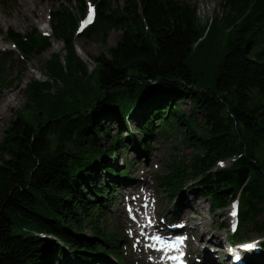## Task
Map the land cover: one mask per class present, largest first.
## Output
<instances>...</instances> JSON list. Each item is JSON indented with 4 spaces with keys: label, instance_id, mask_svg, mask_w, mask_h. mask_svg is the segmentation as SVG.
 <instances>
[{
    "label": "trees",
    "instance_id": "16d2710c",
    "mask_svg": "<svg viewBox=\"0 0 264 264\" xmlns=\"http://www.w3.org/2000/svg\"><path fill=\"white\" fill-rule=\"evenodd\" d=\"M97 1L86 38L106 44L112 30L122 36L94 59L92 72L74 44L85 0H78L80 16L51 12L52 36L7 31L23 56L45 53L52 39L65 43L67 54L46 62L52 83L27 85L29 113L18 112L0 141V264H54L65 251L76 264H91L102 245L122 258L117 236L100 220L114 192L95 176L103 170L121 184L128 170L116 173L108 158L122 146L149 150L159 129L179 132L197 151L188 169L161 178L162 194L175 197L183 181H196L211 212L238 203L230 244H240L251 224L264 232V0H223V16L208 24L191 6L197 0H123L116 9L111 0ZM55 82L62 88L51 95ZM186 101L191 113L180 110ZM105 114L119 128L106 150ZM86 227L93 237H85Z\"/></svg>",
    "mask_w": 264,
    "mask_h": 264
},
{
    "label": "rangeland",
    "instance_id": "374dc122",
    "mask_svg": "<svg viewBox=\"0 0 264 264\" xmlns=\"http://www.w3.org/2000/svg\"><path fill=\"white\" fill-rule=\"evenodd\" d=\"M222 2L223 0H197L192 1L191 6L196 9L201 23L208 24L213 18L223 16ZM85 4L87 6V11L90 7L95 8L96 11L98 9L97 0H85ZM111 5L113 9H116L117 7L124 6V1L111 0ZM60 9H68L77 16H80V5L78 0H71V2L66 0H0V29L2 30V32H0V43L11 45L14 48L6 49L0 46V52L5 54L4 59H0V103L10 96L15 97V106L8 107L4 117L0 114V141L3 139L9 125L18 117V112L21 111L25 115L29 113L28 110H24V106L27 103V85L34 81L52 83V79L46 73V62L50 60L54 54H60L62 57L67 54L65 43L52 39V46L57 44V48L54 49L51 47L43 54L34 53L32 55L23 56L13 43L7 39V31L13 29L25 35L36 29L42 35L52 36L51 12H57ZM90 27L83 33H79L77 27L74 36V44L79 58L87 66L88 70L92 72L96 66L94 59L101 54H108L109 49L113 48L121 38L122 32L120 30H112L105 44L102 42L101 38H96L94 40L86 38L84 34ZM79 47H81L83 53L81 56L78 53ZM61 88L62 84L60 82L53 83L52 89L50 90L51 95L58 94ZM180 110L191 113L193 111V104L190 101L183 102L180 104ZM112 119L111 115H104L102 123L104 134L100 136L101 145L104 150L110 148L111 141L109 136L114 138L115 134L119 131L118 126ZM202 123L203 121L199 120V124ZM130 126L133 128L134 123L132 122ZM162 131L163 129L154 131V137L151 140V147L149 150L139 148V151L136 152L131 147L122 146L120 154L108 158V164L113 167L116 173H122L124 172L123 170L127 168V177L122 179L121 184L113 185L112 182H115L114 179L110 178L103 170L98 171L97 176H95V181L102 185L110 186L114 192L112 197H105L104 203L107 206V210L101 214L100 220H102L105 225L107 224L109 226L107 232L109 230L117 236L116 241H119L117 242V248L122 258H116V255L102 245L100 247V253L96 254L95 257H93L94 260L91 262L97 263L100 258V260H110L113 264H158L157 259L154 257L139 253L141 247H138V242L136 241L139 240V237L133 236L134 240L129 242L130 230L127 231L121 228L124 222H131L133 219H136L134 216L135 210L139 207L131 203V201L123 200L122 194L124 190L122 187L129 182V179L132 177L138 180L144 179L148 182L149 190L142 197L144 201L140 203V207L144 210L148 207H152L154 210L152 211V215L156 217V223L160 224L164 229L165 227L162 223L164 219H167L171 228L175 226L181 227L184 234L188 236L189 249L193 262L196 261L204 245L203 230L205 226H203L201 222L211 224V229L216 230V232L222 235L224 239L223 243L226 240L230 243V236L233 231L228 228L232 225L230 219L233 215L232 210L235 207L234 205L231 204L226 211L218 210L215 213L211 212L210 200L200 194L195 187L196 181L191 180L183 181L182 192L175 197L162 194L161 187L163 185L159 183L161 178L171 173L175 167H180L181 170L188 169L193 156L197 154V151L193 147L187 146L184 143V135L179 132L159 135ZM123 132L125 133L126 131L123 130ZM126 142L128 143V141ZM84 187L86 188V186ZM189 197H195V202L188 208L190 212L188 217L189 221H186L185 227H183L181 223L177 224L176 218L180 217V215L177 216L176 213L182 204H186ZM147 205L149 206L146 207ZM201 205L202 207L200 208ZM180 220H182V218ZM235 220L237 222V219ZM258 220L260 223L264 222V214L261 215ZM144 222H148L149 224V221L141 216L136 223V227L141 226ZM152 223L153 222H151V224ZM221 224L225 225L224 229L220 227ZM256 226L257 225L254 223L243 228L242 234H244V236L242 238L243 240L245 238L249 240L256 239L261 242L260 244L262 245V241H264V232L257 231ZM138 233H140L139 229L137 234ZM85 237H93V231L89 227H86ZM113 238L116 239V237ZM243 240L241 243H244ZM143 249L145 252L147 251L146 247ZM261 251V257L264 259V250L261 249ZM225 254L226 253L223 251L220 252L219 260L224 261L226 259V256H224ZM69 256L71 257V255L65 251L61 257L54 256L53 263L64 264L63 262L66 261L76 264L71 259L72 257L70 258ZM236 256L237 255L231 256L228 263L236 264ZM250 260L248 261L249 263Z\"/></svg>",
    "mask_w": 264,
    "mask_h": 264
},
{
    "label": "bare ground",
    "instance_id": "6f19581e",
    "mask_svg": "<svg viewBox=\"0 0 264 264\" xmlns=\"http://www.w3.org/2000/svg\"><path fill=\"white\" fill-rule=\"evenodd\" d=\"M27 4V3H26ZM25 4V5H26ZM46 31V30H45ZM44 31V32H45ZM0 46L6 49H14L13 46L8 45V44H2L0 43ZM54 49L57 48V44H54L52 46ZM78 53L81 56L82 50L81 47L78 48ZM10 106H15V97L10 96L9 98L5 99L3 102L0 103V114L2 117H4L6 110L8 107ZM148 182L145 181L144 179H133L130 178L129 182H127L122 189L124 190L123 192V200H127V201H131V203L139 206L136 210H135V218L137 219H133L131 222H124L122 224L123 229L125 230H130V238H129V242L134 240L133 236H137L139 237V240H136L138 242V247H141V251L139 252L140 254L143 255H147V253L145 252L144 248V244H145V237L146 235H144L145 233H143L141 231L143 225H148V222H144L141 226L136 227L137 226V221L138 219L143 216V218L147 219L148 221V217H152L154 218L155 216L152 215V211L153 208L152 207H148L147 209H143L142 207H140V203L144 201V199L142 198L146 192H148ZM149 197V196H148ZM143 199V200H141ZM147 201V200H145ZM148 202V201H147ZM195 202V197H189L186 204H182L179 209L177 210L176 215L180 217L176 218V222L181 223L183 225V227H185L186 221H189V215L190 212L188 211L189 206H192L191 204H193ZM202 207V205L200 206V208ZM180 213V214H178ZM234 212L232 211V214ZM236 216L232 215L230 221ZM182 218V220H180ZM169 221L171 222V220L169 219ZM163 226L165 227V229L167 231L173 232L172 228L170 227V223L167 221V219L163 220ZM176 224V225H177ZM201 224H203L204 230H203V247L201 249V253L198 255L197 259H196V263L199 260H204L205 262H207L208 264H227L228 260L231 256H235V255H240L242 256V260L244 263H249L248 261L253 258L255 259L258 264H264V259H262L261 257V242H259L256 239L253 240H249L248 238H245L243 240V243L238 244V242H234V244H229L227 243V240L223 243V237L221 234H219L218 232H216V230L211 229V224L209 223H205V222H201ZM157 226L160 228H163L160 226V224L157 223ZM178 227V226H177ZM199 227V225H198ZM181 228V227H178ZM138 229L140 231V233L137 234ZM132 234V235H131ZM128 242V243H129ZM224 252L226 253L224 256H226V259L224 261L219 260V254L220 252ZM260 261V262H259ZM64 264H72L70 262H63ZM91 264H113V262H111L110 260H100L99 263H91ZM229 264V263H228ZM231 264H235V263H231Z\"/></svg>",
    "mask_w": 264,
    "mask_h": 264
},
{
    "label": "snow or ice",
    "instance_id": "6c2138e0",
    "mask_svg": "<svg viewBox=\"0 0 264 264\" xmlns=\"http://www.w3.org/2000/svg\"><path fill=\"white\" fill-rule=\"evenodd\" d=\"M233 215H235V213H233Z\"/></svg>",
    "mask_w": 264,
    "mask_h": 264
}]
</instances>
